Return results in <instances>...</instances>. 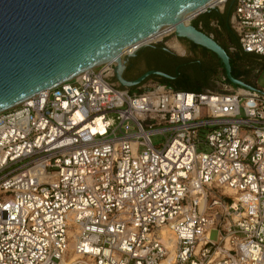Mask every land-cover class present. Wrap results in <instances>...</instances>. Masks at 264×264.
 Instances as JSON below:
<instances>
[{
  "label": "built area",
  "instance_id": "2783aa9c",
  "mask_svg": "<svg viewBox=\"0 0 264 264\" xmlns=\"http://www.w3.org/2000/svg\"><path fill=\"white\" fill-rule=\"evenodd\" d=\"M231 26L264 56V0ZM175 31L0 111V264H264V89L116 78Z\"/></svg>",
  "mask_w": 264,
  "mask_h": 264
},
{
  "label": "water",
  "instance_id": "95a60500",
  "mask_svg": "<svg viewBox=\"0 0 264 264\" xmlns=\"http://www.w3.org/2000/svg\"><path fill=\"white\" fill-rule=\"evenodd\" d=\"M211 1L0 0V111L114 58L167 25H176L177 37L215 53L231 83L252 88L232 74L231 56L213 36L181 22L191 8ZM212 9L205 8V13ZM161 48L171 51L166 45ZM128 60L120 61L116 69L122 86L141 85L155 74L169 78L179 74L178 68L175 76L151 69L126 80Z\"/></svg>",
  "mask_w": 264,
  "mask_h": 264
},
{
  "label": "flooded vegetation",
  "instance_id": "af4514ba",
  "mask_svg": "<svg viewBox=\"0 0 264 264\" xmlns=\"http://www.w3.org/2000/svg\"><path fill=\"white\" fill-rule=\"evenodd\" d=\"M192 24L196 25L195 22ZM204 32L208 33L207 31ZM181 43L189 53L186 55L188 57H182L172 50L166 51L159 44L138 51L134 57L128 60L123 72L124 79L133 80L151 69L175 76L178 68L179 74L175 78L158 76L165 79L169 84L181 83L194 86L196 82L206 78L214 70L213 61L207 54V52H213L203 46H193L192 42L187 39H181ZM199 50H205L206 53L198 55Z\"/></svg>",
  "mask_w": 264,
  "mask_h": 264
},
{
  "label": "rangeland",
  "instance_id": "374dc122",
  "mask_svg": "<svg viewBox=\"0 0 264 264\" xmlns=\"http://www.w3.org/2000/svg\"><path fill=\"white\" fill-rule=\"evenodd\" d=\"M231 2H232V0H228L225 7L223 8V12L225 11L228 4H230ZM200 18H201V16L199 15L191 23H194V21H196ZM211 25H212V29L208 31L209 34H212L211 36H213L220 44H223L226 47H228L230 52H231V56L233 58L234 57L236 58V65H235L234 73L232 72V74L233 75L235 74L236 76H241L242 81H244L246 84H248L252 88H263L264 89V58L258 59V58L252 57V56L245 55L241 52L240 49L236 51L235 48H237V47L232 45L230 40H229V36H232V34H231L232 30H228V29L224 28L222 25L218 26V23L215 20L212 21ZM170 40H176V43L178 45V46H176L177 49L175 47H170L168 45L167 42ZM158 44L164 45V46L166 45V46L170 47V49L173 52L179 54L182 57H185L186 55L189 54V53H187L185 46L182 45L181 39L179 37H177L175 33L167 36L162 42L152 44V45L147 46V47H151L153 45H158ZM179 47H180V49H178ZM203 53H206V51L205 50H199L198 51V55H201ZM207 54L209 55V57L213 61L214 70L206 78H204V79H202V80H200L194 84L193 88L195 90L204 89L207 86H208L207 88L212 89V90L218 89L216 81H218L221 74L225 73V71H223L220 68L221 65L219 64V59H218L217 55L215 53H211V52H207ZM186 57H188V56H186ZM232 62L234 63V61H231V65H232ZM155 82L159 83V81L157 79L149 78L146 81H143V83L141 85L154 84ZM138 87H139V85L132 86L131 90L137 91V90H139ZM156 139H158V137H156ZM199 150H208V148L205 146L199 147ZM210 237H211V239L216 240L218 238V231L212 230L210 233Z\"/></svg>",
  "mask_w": 264,
  "mask_h": 264
},
{
  "label": "trees",
  "instance_id": "16d2710c",
  "mask_svg": "<svg viewBox=\"0 0 264 264\" xmlns=\"http://www.w3.org/2000/svg\"><path fill=\"white\" fill-rule=\"evenodd\" d=\"M234 7H235V3L232 6H230V4H228V6L226 7L224 12H221L218 8H214V9H212L209 12L201 14L200 15L201 18L196 20V21H194V22L196 24L195 25L196 27L200 28L203 31H207V32L212 29V25L211 24H212V21H214V20L217 21L218 26L222 25L224 28H226L228 30H232L231 31L232 32L231 33L232 36H229V40H230L231 44L234 45L235 47H237L236 51L240 49L241 52L243 54H245L246 52L242 51V49L239 47L238 37H237L236 33L234 32V30L232 29V26H231V17H232L233 12H234ZM199 21H202V27H200ZM181 39H185L186 40V38H181ZM191 44L193 46H200V45L195 44L193 42ZM221 45L227 50V52L231 56V52H230L229 48L226 47L223 44H221ZM231 61H234V63L232 62V72L234 73V69H235V65H236V58L235 57L233 58L231 56ZM223 71H224V69H223ZM234 76L238 77L235 74H234ZM149 78H155V79H157L159 81L160 84H166L167 86L172 87V88H176V89H180V90H187V91H192V90L199 91V90H195L194 88H192L188 84H181V83L169 84V83H167L165 81V79L161 78L158 75H152V76L148 77L147 79H149ZM146 80H144V81H146Z\"/></svg>",
  "mask_w": 264,
  "mask_h": 264
},
{
  "label": "bare ground",
  "instance_id": "6f19581e",
  "mask_svg": "<svg viewBox=\"0 0 264 264\" xmlns=\"http://www.w3.org/2000/svg\"><path fill=\"white\" fill-rule=\"evenodd\" d=\"M220 0H212L211 2H209L208 4H206L205 6H201V7H195V8H191L182 18H181V22L185 23V24H189V20L194 16L196 15L198 12L204 10L205 8H207L208 6L210 5H214V4H217ZM172 31V30H176V25H167V26H164L162 27L159 31H157L156 33L138 41L140 44H144V43H147V42H150V41H158L160 40L162 37H163V34L165 32H169V31ZM168 45L170 47H175L178 46L177 43H176V40H170L167 42ZM177 49V48H176ZM180 49V47L178 48ZM226 192H231L230 189H226ZM162 234H163V237L164 239L166 240L168 237H172V232L171 230L168 228V227H164L162 229ZM77 255H73L72 258L73 259H76Z\"/></svg>",
  "mask_w": 264,
  "mask_h": 264
},
{
  "label": "crops",
  "instance_id": "0c3cea01",
  "mask_svg": "<svg viewBox=\"0 0 264 264\" xmlns=\"http://www.w3.org/2000/svg\"><path fill=\"white\" fill-rule=\"evenodd\" d=\"M221 12H223V11H221ZM199 25H200V27H202V21H199ZM210 35H212V34H210ZM246 55H249V56H252V57H255V58H258V59H262V58H264V56H259V55H257V54H254V53H245ZM219 59V58H218ZM219 64L221 65V63H220V60H219ZM220 68L222 69L223 68V66L221 65L220 66ZM224 69V68H223ZM222 69V70H223ZM237 78H241V76H238ZM166 85V84H165ZM192 88H193V86H191ZM208 87V86H207ZM207 87H205L206 89H209V88H207ZM204 88V89H205ZM204 89H200V90H204ZM199 90V91H200ZM192 91H194V90H192Z\"/></svg>",
  "mask_w": 264,
  "mask_h": 264
}]
</instances>
